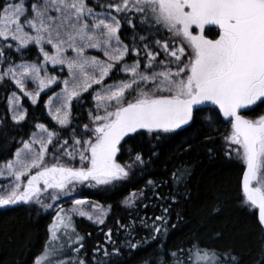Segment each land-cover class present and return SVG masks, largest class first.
<instances>
[{
    "label": "snow or ice",
    "instance_id": "1",
    "mask_svg": "<svg viewBox=\"0 0 264 264\" xmlns=\"http://www.w3.org/2000/svg\"><path fill=\"white\" fill-rule=\"evenodd\" d=\"M101 7L109 11H95L89 0H12L0 8V63L8 62L4 49H11V42L21 55L35 45L43 56L42 64H9L0 72V82L9 78L35 105L40 92L57 82L55 76L41 75L43 65L66 66L68 79L46 103L48 115L61 127L71 122L73 100L79 101L82 93L89 92L93 85L99 86L92 93L97 114L89 113L93 127L84 126L90 138L73 137V151H63L70 160L78 155L80 166L61 164L56 156L57 162L49 166V145L58 134L37 124L38 132L22 142L14 160L0 168V177L10 178L8 184L0 185V208L35 203L47 210L53 205L45 204V194L56 201L71 196L78 184L107 186L125 181L133 165L118 163L117 153L123 147L121 142L127 143L126 137L146 133L159 140L177 136L179 130H186L185 126L196 121L198 112L204 111L198 106L211 104L218 109V116L231 125L225 140L246 166L242 201L258 210V223L264 228V115L248 119L242 114V110H251L258 102L264 104V0H118ZM111 10L123 15H113ZM129 13L137 14L140 30L149 33L139 35L142 50L135 34L131 45L122 39V20L133 30L137 28ZM206 28L216 31V38H208ZM153 29L169 34L171 45L159 39L152 42L171 63L161 60L156 64L159 53L149 47ZM186 48L190 51L186 52ZM89 50L102 53L103 59L90 55ZM141 51L146 62L140 59ZM133 53L135 59L128 63L126 58ZM171 64H175L174 70ZM158 67L161 70L157 71ZM120 73L127 78L117 79ZM108 78L114 82L106 84ZM29 81L37 91L27 90ZM132 93L134 98L127 99ZM8 103L11 119L17 124L25 121L27 113L20 97L12 93ZM101 110L103 114H99ZM206 119L209 126L214 125L211 117ZM67 143L65 140L61 148ZM134 163H145L139 152ZM184 175L177 169L173 179L179 183ZM136 196L133 193L125 201L126 206H134ZM72 204V209L60 208L56 212L48 229L50 239L34 264H85L83 259H61L71 243L79 245L72 249L76 253L83 248V238L73 227V213L99 224L104 223L105 213L100 209L93 216L82 207L86 204L82 199H73ZM156 220L162 225L167 223L162 216ZM153 231L160 233L161 226L154 224ZM129 246L137 248L131 241ZM104 255L110 254L105 250ZM158 255L165 256L160 264H170L168 256L176 257L175 252ZM190 258L192 264H238L231 253L203 251L195 245ZM176 264L182 262L177 258Z\"/></svg>",
    "mask_w": 264,
    "mask_h": 264
},
{
    "label": "trees",
    "instance_id": "2",
    "mask_svg": "<svg viewBox=\"0 0 264 264\" xmlns=\"http://www.w3.org/2000/svg\"><path fill=\"white\" fill-rule=\"evenodd\" d=\"M9 1L0 0V8ZM115 2L118 0H89L95 9L106 10L101 6ZM128 16L137 28L133 30L122 20L124 42H129L134 34L136 40L139 35H149L140 30L141 25L132 13ZM205 33L213 36L211 31L205 30ZM155 39L169 41L171 45L169 34L166 31L156 33L153 29L149 40V47L159 53L156 63L162 59L169 60L161 49L155 47L152 42ZM11 43V49H4L9 59L0 63L1 72L6 65L16 61L40 59L35 45L21 55ZM140 45L143 44L140 42ZM187 51L190 49L186 48ZM144 57L143 53L142 59ZM52 70L56 71L55 68ZM15 89L9 78L0 82V165L13 156L38 122L58 134L49 145L46 163L49 166L56 163V156L59 163L66 166L80 165L78 155L75 160H70L63 151H73V137L81 140L90 138L91 134L84 127H93L89 115L93 113L90 90L82 93L79 101L73 100L71 122L61 127L51 119L45 107L50 90L41 92L35 105L23 96L21 102L27 113L26 120L15 123L7 104L9 93ZM202 109L204 111L198 112L196 121L185 126L186 130H179L177 136L159 140L146 133L126 137L127 143L121 142L123 147L117 153V161L122 165H133L127 180L115 185L97 186L93 182L76 187L78 194L104 204L107 214L104 223L99 225L83 217L73 218L74 228L83 238V248L76 253L72 249L79 247L78 244L66 246L65 257L83 259L85 264H98L100 261L105 264H160L165 256L158 254L175 252L176 257H167L170 264H176L177 258L182 264H192L190 251L195 245L203 251L231 253L238 264H261L264 228L257 221L256 210L242 201L240 178L244 163L235 151H230L225 140L231 126L218 116L216 108ZM243 114L258 118L264 115V104L258 102L251 106V110H243ZM207 117L215 122L213 126H209ZM65 140L68 143L62 149ZM137 152L145 161L142 165L134 163ZM177 169L185 172L179 183L173 179ZM150 180L153 184L148 183ZM133 193L137 194L134 206H126L125 201ZM158 216L166 219V225L156 220ZM50 220L51 214L43 212L35 203L0 208V264H34L44 249ZM154 224L161 226L160 233L153 231ZM129 241L137 244V248H131ZM105 250L109 256L104 255Z\"/></svg>",
    "mask_w": 264,
    "mask_h": 264
},
{
    "label": "rangeland",
    "instance_id": "3",
    "mask_svg": "<svg viewBox=\"0 0 264 264\" xmlns=\"http://www.w3.org/2000/svg\"><path fill=\"white\" fill-rule=\"evenodd\" d=\"M9 2H12V0H10ZM95 11H97V12H102V11H109V10H106V9H95ZM111 11H112V14H113V15H118L117 13H115L114 10H111ZM132 15H133V16L137 19V21L139 22V16H138L137 14H132ZM132 42H133V38H131L129 42H125V43L131 45ZM13 43H14V42H13ZM136 44H137V46H138L141 50L143 49V45H140V41H139V39L136 40ZM14 46H15V43H14ZM36 48L38 49V47H36ZM49 48H50V46H49ZM38 51H39V49H38ZM154 53H156V52H154ZM89 54H90V55H96V56H98L99 58L103 59V55H102V53L97 52L96 50H89ZM142 56H143V53H142V51H141L140 59L142 60V62H146V56L144 57V59H142ZM126 59H127V62H128V63H132L133 59H135V54L133 53L131 56L127 57ZM23 62H40V63L42 64V62H43V56L40 54V59H39V60H31V59L20 60V61H16V62L12 63V65L20 64V63H23ZM7 67H9V65H6L5 68L3 69V71H4L5 69H7ZM43 68H44V70L41 72V75H45V74H47V75H49V76H55V77H57V82L54 83V84H52V85H50L48 89H45V90H44V91H46V90H50V92H49V94L47 95L46 100H45V107H46V103H47V101H48V98H49L50 96H53L55 93H59V92L61 91V89L63 88V83H62V81H63L64 79H68V72H67V68H66V66H60V65L53 66V65L50 64V63L47 64V65H43ZM52 68H55L56 71H53ZM156 70L159 71V70H161V69H160V68H157ZM0 72H1V70H0ZM126 78H127V77H126L123 73H120L119 76L117 77V79H126ZM12 82H13V81H12ZM113 82H114L113 79H110V78L106 79V84H112ZM13 83H14V82H13ZM14 84H15V83H14ZM15 87H16V86H15ZM27 90H28V91H37L38 89H37V86H36L35 84H33V83H31V82L29 81L28 84H27ZM89 90H90V92H91L92 105H93V113H92V114L95 115V114H97L96 101L93 99V95H92V93H93L94 91H98V90H99V86H97V85H93V88H92V89H89ZM44 91H41V92H44ZM41 92H40V93H41ZM12 93H15L17 96L20 97V103H21V105H22L21 98L24 96L23 93H21L20 90H19L17 87H16L15 90H13V91H11V92L9 93V97L12 95ZM134 95H135V93H132L131 95H129V96L127 97V99L133 97ZM27 98H28V97H27ZM28 99H29V98H28ZM29 100H30V99H29ZM30 101H31V100H30ZM7 104H8V109H9V111H10V113H11V116H12V112H11V110H10V108H9V103L7 102ZM22 108L24 109L23 105H22ZM24 110H25V109H24ZM46 110H47V112H48V108H47V107H46ZM99 114H103V111L101 110ZM37 124H44V123H40V122H38V123H36V125H37ZM44 125H45L46 128H48L49 131H53L52 129H50L49 127H47L46 124H44ZM92 125H93V124H92ZM33 132H38V129L36 128V126H35V129H34ZM33 132H32V133H33ZM53 132H54V131H53ZM32 133H31V134H32ZM31 134H30V135L27 137V139L24 140V141L29 140ZM22 146H23V144H21V146H19V147L15 150V152H14V154H13V156H12L11 158H9L8 160H6V161H4L3 163H1L0 168H3L4 165H5L8 161H10V160H14V159H15V153H16V151H17L18 149L22 148ZM50 166H51V165H50ZM26 179H27V178L25 177V178H24V182H25V183H26ZM9 182H10V178L0 177V185H5V184H8ZM42 199L44 200L45 204H52V205H53L52 208L46 210L45 208L41 207V205L38 204V205L40 206L41 210H43L44 212H48V213L51 214V216H52V221L49 223V226L53 223V220H54V218H55V216H56V212H57L60 208H63V209H65V210H70V209L73 208V204H72V200H73V199H82V200H85V201H86V204H85L84 206H82V207L84 208L85 211H87V212H89V213H92L93 216L99 214V210H100V209H102L103 212L106 214V209H105V207H104L103 205H101L100 203H98V202H96V201H94V200L84 198V196L79 195V194L76 192V190L72 193L71 196H62L60 199H58V200H56V201H52V200H50V199L48 198L47 194H45V195L42 197ZM92 206H98V207L94 209ZM75 216H76V217H79L78 214L73 213V217H75ZM104 217H105V215H104ZM104 217H103V218H104ZM84 218H86L87 220H89L86 216H85ZM89 221H91V222H93V223H96V222H94V220H89ZM73 227H74V224H73ZM75 231H76V229H75ZM76 233L78 234L77 231H76ZM78 235H79V234H78ZM79 236H80V235H79ZM80 237H81V236H80ZM49 239H50V234H48V238H47L46 243L49 241ZM46 243H45V245H46ZM72 244H73V243H71L70 245H72ZM70 245H69V246H70ZM44 248H45V246H44ZM43 250H44V249H43ZM42 252H43V251H42ZM42 252H41V254H42ZM39 256H40V255H39ZM69 258H71V257H65V256H62V257H61V259H69ZM191 262H192V260H191Z\"/></svg>",
    "mask_w": 264,
    "mask_h": 264
},
{
    "label": "water",
    "instance_id": "4",
    "mask_svg": "<svg viewBox=\"0 0 264 264\" xmlns=\"http://www.w3.org/2000/svg\"><path fill=\"white\" fill-rule=\"evenodd\" d=\"M200 106H213V105H211V104H205V105H200ZM200 106H198V107H200ZM222 116V115H221ZM245 165H244V169H243V172H242V174H241V178H240V186H241V189H242V179H243V173H244V171H245ZM256 216H257V221H258V210L256 211Z\"/></svg>",
    "mask_w": 264,
    "mask_h": 264
},
{
    "label": "flooded vegetation",
    "instance_id": "5",
    "mask_svg": "<svg viewBox=\"0 0 264 264\" xmlns=\"http://www.w3.org/2000/svg\"><path fill=\"white\" fill-rule=\"evenodd\" d=\"M214 27V26H213ZM206 30H208V28H206ZM209 31V30H208ZM211 33L213 34V36H209L205 33V35L208 37V38H216V31H211Z\"/></svg>",
    "mask_w": 264,
    "mask_h": 264
}]
</instances>
